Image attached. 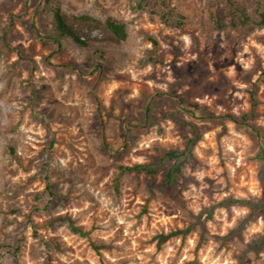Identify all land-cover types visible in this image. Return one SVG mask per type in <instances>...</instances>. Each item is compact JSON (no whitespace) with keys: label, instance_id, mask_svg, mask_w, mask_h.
Instances as JSON below:
<instances>
[{"label":"rangeland","instance_id":"374dc122","mask_svg":"<svg viewBox=\"0 0 264 264\" xmlns=\"http://www.w3.org/2000/svg\"><path fill=\"white\" fill-rule=\"evenodd\" d=\"M56 9L127 38L81 48ZM262 11L0 0V264H264Z\"/></svg>","mask_w":264,"mask_h":264},{"label":"trees","instance_id":"16d2710c","mask_svg":"<svg viewBox=\"0 0 264 264\" xmlns=\"http://www.w3.org/2000/svg\"><path fill=\"white\" fill-rule=\"evenodd\" d=\"M236 11L239 14V22L245 23L247 17L241 8L236 7ZM259 17L264 23V11L259 13ZM54 21L58 35L70 39L72 43L81 48H87L91 42L98 41L118 44L127 38L124 24L110 16L100 21L88 15H62L58 12V9H56L54 12ZM191 143L192 139L188 140L187 146ZM184 153L185 151H170L166 153L165 156L174 159L183 156ZM122 169L125 171L146 172L148 174L153 173V170L144 164H135L130 167H122ZM179 170V165L174 164L172 169L167 172L166 180L169 181L173 173H178ZM68 224L73 231L80 233L79 229L74 227L71 221H68ZM185 232L186 230L178 231L176 234H184ZM94 249L97 250L96 247H94Z\"/></svg>","mask_w":264,"mask_h":264}]
</instances>
